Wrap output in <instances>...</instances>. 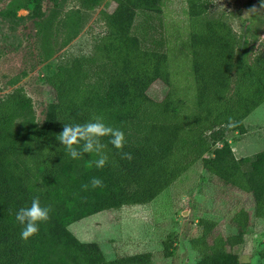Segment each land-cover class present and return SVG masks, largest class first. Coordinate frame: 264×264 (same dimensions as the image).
<instances>
[{"label":"trees","instance_id":"1","mask_svg":"<svg viewBox=\"0 0 264 264\" xmlns=\"http://www.w3.org/2000/svg\"><path fill=\"white\" fill-rule=\"evenodd\" d=\"M110 1V12L99 11L105 32L89 55L62 58L47 76L53 101L40 124L22 88L0 98V264H151L149 252L105 260L96 243L79 242L67 226L102 211L148 204L197 161L217 183L248 194L252 216L264 219V150L249 163L242 160L248 163L242 170L227 142L228 134H243V119L264 105V35L259 50L248 58L245 44L238 43L226 22L206 17L207 0H185L182 46L188 79L173 86L167 53L146 47L145 35L137 34L139 24L135 26L137 13L159 15L163 0ZM76 2L78 9L91 10L101 0ZM71 19L66 14L44 22L43 60L76 36L77 20L60 44H50L52 31ZM154 82L167 87L160 100L147 95ZM93 115L124 132L122 151L131 153V160L121 157L109 137L102 139L109 158L102 169L86 167L97 159L95 154L75 160L67 154L57 140L64 123L82 124ZM230 119L233 127L227 126ZM93 177L104 187L91 188ZM36 196L42 206H51L50 219L23 241L15 215ZM248 220L249 214L239 209L230 223L242 235ZM197 225L199 235L189 240L196 253L193 264H245L213 234L215 222L200 218ZM171 239L168 235L162 242L165 257ZM256 255L264 261V242Z\"/></svg>","mask_w":264,"mask_h":264},{"label":"rangeland","instance_id":"2","mask_svg":"<svg viewBox=\"0 0 264 264\" xmlns=\"http://www.w3.org/2000/svg\"><path fill=\"white\" fill-rule=\"evenodd\" d=\"M261 2L207 0L206 17L226 22L238 43L245 44L248 58L259 50L264 35ZM185 6V0H163L159 15L146 17L137 13L135 19V26L139 24L137 34L145 35L147 40L144 45L167 53L170 80L178 87L188 79L187 51L182 46ZM113 7L110 0H101L91 10L78 9L76 0H0V98L22 88L31 100L35 121L40 124L47 105L53 101V92L46 82L51 69L62 58L88 56L96 39L105 32L99 11L110 12ZM75 10L78 11L74 14ZM66 14L73 15V19L52 31L50 44H60L76 20L77 34L64 46L55 47L45 61L40 48L44 22L50 18L55 22ZM166 91L167 87L154 82L147 95L160 100ZM242 124L245 132L228 134L227 142L234 160L244 170L254 154L264 150V105L254 109ZM239 209L249 214L242 235L230 223ZM251 213L248 194L217 183L197 161L150 203L102 211L71 223L67 230L79 242L96 243L105 260L149 252L151 264H193L196 253L190 249L189 240L200 233L198 219L206 218L215 222L213 234L223 240L226 252L238 262L264 264L256 255L264 242V219L254 218ZM168 235L172 238L170 256L165 257L162 242Z\"/></svg>","mask_w":264,"mask_h":264},{"label":"clouds","instance_id":"3","mask_svg":"<svg viewBox=\"0 0 264 264\" xmlns=\"http://www.w3.org/2000/svg\"><path fill=\"white\" fill-rule=\"evenodd\" d=\"M260 7L264 8V0H262ZM251 10L254 11L255 8ZM227 126L233 127L234 122L230 119ZM105 137L110 138L109 143L112 146L121 150L123 159L131 160L133 158L131 153L122 151L126 143L124 132L106 124L102 116L93 115L89 121L82 124L64 123L63 130L58 134L57 140L74 160L85 153L95 154L97 159L88 161L86 167L91 168L94 165L96 168L102 169L109 159L104 151L106 145L102 143V139ZM90 185L93 189L104 187L103 181L97 177L90 180ZM82 188L87 191L89 184L82 185ZM51 211V206H42L38 196L32 198L29 206L21 207L15 215V220L22 226L21 239L28 241L29 238L38 234L39 225L48 222Z\"/></svg>","mask_w":264,"mask_h":264}]
</instances>
